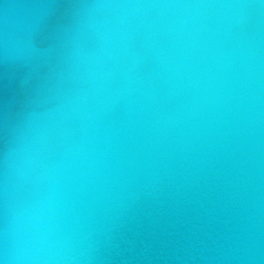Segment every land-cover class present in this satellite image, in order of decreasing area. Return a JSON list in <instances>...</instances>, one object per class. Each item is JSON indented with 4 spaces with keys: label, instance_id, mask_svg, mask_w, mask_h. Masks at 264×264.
I'll use <instances>...</instances> for the list:
<instances>
[{
    "label": "water",
    "instance_id": "1",
    "mask_svg": "<svg viewBox=\"0 0 264 264\" xmlns=\"http://www.w3.org/2000/svg\"><path fill=\"white\" fill-rule=\"evenodd\" d=\"M0 264H264V0H0Z\"/></svg>",
    "mask_w": 264,
    "mask_h": 264
}]
</instances>
